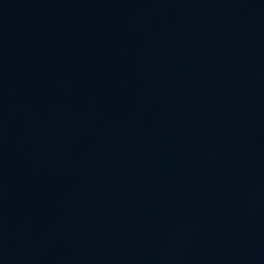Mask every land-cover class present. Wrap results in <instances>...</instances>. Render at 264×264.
I'll return each instance as SVG.
<instances>
[{
    "label": "water",
    "instance_id": "water-1",
    "mask_svg": "<svg viewBox=\"0 0 264 264\" xmlns=\"http://www.w3.org/2000/svg\"><path fill=\"white\" fill-rule=\"evenodd\" d=\"M0 264H264V0H0Z\"/></svg>",
    "mask_w": 264,
    "mask_h": 264
}]
</instances>
